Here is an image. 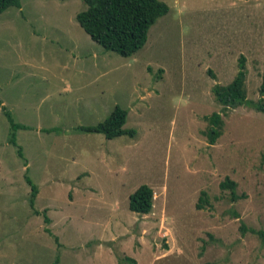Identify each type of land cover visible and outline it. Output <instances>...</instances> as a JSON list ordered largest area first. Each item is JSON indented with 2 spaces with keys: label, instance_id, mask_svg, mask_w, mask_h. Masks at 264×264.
<instances>
[{
  "label": "rangeland",
  "instance_id": "374dc122",
  "mask_svg": "<svg viewBox=\"0 0 264 264\" xmlns=\"http://www.w3.org/2000/svg\"><path fill=\"white\" fill-rule=\"evenodd\" d=\"M160 1L169 13L130 58L82 29V0L0 15V264H264V113L224 111L213 91L244 57L247 99L261 98L264 0ZM117 106L134 137L79 130ZM5 111L26 127L23 158ZM142 185L149 215L130 210Z\"/></svg>",
  "mask_w": 264,
  "mask_h": 264
},
{
  "label": "trees",
  "instance_id": "16d2710c",
  "mask_svg": "<svg viewBox=\"0 0 264 264\" xmlns=\"http://www.w3.org/2000/svg\"><path fill=\"white\" fill-rule=\"evenodd\" d=\"M87 9L77 15V20L82 29L91 39L102 46L106 51L118 54L124 58H130L142 50L149 39L151 28L164 16L170 8L160 0H82ZM22 0H0V15L7 9L21 8ZM247 80L246 61L241 57L239 71L234 81L222 86L216 84L213 91L218 102L224 106V111L229 108L247 106L258 112L264 113V73L260 87L261 98L258 101L247 99L245 84ZM14 133L11 136V144L18 148L20 157L23 156L22 148L16 141V132L26 129L25 126L16 124L12 115L5 111ZM129 111L117 106L109 117L97 126L79 127V130L87 134H102L108 140L122 136L134 137L136 131L126 129ZM209 120L207 137L211 145H215L222 134L224 122L220 113H214ZM27 182L32 188L31 206L34 207L37 195V186L29 178ZM222 189L231 191L232 199L237 200V183L226 179L221 184ZM130 210L140 215H149L154 206V191L148 185L140 186L130 196ZM49 222V219H46ZM50 234V230L47 229ZM264 238V233H261ZM57 240V238H55ZM60 258L56 257L53 264H59ZM133 264H136L132 261Z\"/></svg>",
  "mask_w": 264,
  "mask_h": 264
}]
</instances>
